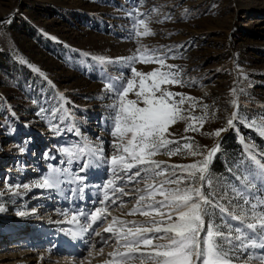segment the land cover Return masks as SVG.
<instances>
[{
  "label": "rangeland",
  "instance_id": "374dc122",
  "mask_svg": "<svg viewBox=\"0 0 264 264\" xmlns=\"http://www.w3.org/2000/svg\"><path fill=\"white\" fill-rule=\"evenodd\" d=\"M138 19H144L154 35L137 37L133 25ZM141 45L166 54V63L178 66L183 84L168 87L197 99L192 115H203L202 105L208 106L198 131L185 132L187 120L169 131L181 143L190 137L188 142L205 153L219 145L209 166L217 192L237 186L246 174L249 145H255L257 158L264 156V0H0V245H8L0 247V256L9 249L5 247H39L47 241L54 253L56 238L45 236L54 223L53 211L89 212L96 206L92 201L101 198L100 187L111 177L109 165L100 159L89 161L92 167L82 192L69 193L80 187L77 183H64L60 189L23 185H33L53 169L64 172L69 181L74 174L85 175L78 170L89 158L72 159L62 147L90 144L101 146L106 156L114 152V100L106 84L117 77L131 78L129 66L120 61ZM134 66L145 73L159 67L139 62ZM233 114L230 127L227 121ZM220 129L226 130L215 137ZM154 158L170 164L202 159L163 153ZM120 200L125 207L113 205L109 210L114 216L143 219L125 215L136 202L135 193ZM33 220L40 225L28 224ZM213 221L226 230L219 217ZM20 226L24 229L15 230ZM59 227L65 228L63 223ZM249 253L256 259L247 264H261L264 252L259 247ZM238 256L237 264H245L244 253ZM0 264L47 263L3 256Z\"/></svg>",
  "mask_w": 264,
  "mask_h": 264
},
{
  "label": "snow or ice",
  "instance_id": "6c2138e0",
  "mask_svg": "<svg viewBox=\"0 0 264 264\" xmlns=\"http://www.w3.org/2000/svg\"><path fill=\"white\" fill-rule=\"evenodd\" d=\"M133 27L137 37L154 35L144 19H138ZM167 59L166 54L141 45L130 57L120 61L129 66L131 78L117 77L106 84L114 100L110 105L113 153L106 156L101 146L90 144L66 148V155L72 159L89 158L78 170L85 175L74 174L69 181L64 172L53 169L33 185L23 187L60 189L64 183H77L80 187L70 188L69 193L82 192L87 187L86 173L92 167L89 161L100 159L109 165L111 177L100 187L101 198L92 201L96 206L89 212L77 210L61 215L67 218V223L79 226V231L70 232L71 235L82 237L84 233H91L100 238L101 247L96 255L104 254L105 245L112 247L104 264H237L241 252L247 264L250 259H256L250 256V249L259 247L264 252V244L260 243L264 240V191H261L264 156L257 158L255 145H249L246 174L238 178L237 186L217 192L209 166L220 150L219 145L205 153L188 142L190 137H183L185 142L181 143L169 131L170 126L181 120L190 121L185 132L198 131L197 125L202 126L207 119L208 106L202 105L203 115H192L197 99L170 90L169 85L179 86L183 82L178 66L166 63ZM138 62L159 67L145 73L134 66ZM130 94L135 99H129ZM233 105L237 106L235 101ZM235 118L233 114L227 121L228 126L234 125ZM225 130H216L213 135L219 137ZM260 131L264 135V129ZM161 153L169 158L182 155L202 159L170 164L154 158ZM118 182L122 184L118 186ZM129 184L134 185L131 192L125 191ZM131 193L136 194V202L125 215H139L143 219L112 215L109 209L113 205L123 209L125 202L120 197ZM213 217H219L226 230ZM89 248L95 249V244ZM93 254L91 250L88 253L89 257ZM259 260L264 264V255Z\"/></svg>",
  "mask_w": 264,
  "mask_h": 264
},
{
  "label": "bare ground",
  "instance_id": "6f19581e",
  "mask_svg": "<svg viewBox=\"0 0 264 264\" xmlns=\"http://www.w3.org/2000/svg\"><path fill=\"white\" fill-rule=\"evenodd\" d=\"M49 210H51V208L45 209L44 211H49ZM53 212H55L54 213L55 215L52 216L50 221H54V223L48 229L49 231L45 236L49 237L53 234L56 240L58 241V242L56 241L57 246L54 247L55 249L54 253L50 252L51 250H53V248H50V243L48 241L40 243L39 247L37 246L28 247L24 243L23 247H18V246L17 247L15 246L5 247L6 249L7 248L9 249L5 250V253L2 254L0 258H2L3 256L11 257V259L31 258V259H34L35 261H40L41 259H43V261L45 260L47 264H101V263H104V261L107 258L106 255L109 252V247L105 245L104 254L96 255L95 254L96 251L101 247L100 238L95 237L91 233H84L82 237L71 235L70 232L79 231V226L67 223L66 222L67 218L61 215L62 212H57V211H53ZM65 212H68V211H65ZM71 212H73V210L69 211L68 213H71ZM81 221L83 222V217L81 218ZM29 223L32 224L31 225L32 227H34L35 225L39 226L41 222H38V220L37 221L33 220V221H29L28 224ZM60 223H63L65 226V228L63 229L59 227L60 229H62V234L59 231V228H57V225ZM17 225H18L17 223L11 224V226H17ZM101 229L102 228H100L99 230L101 231ZM11 231L12 230H10V232ZM90 244H95V249H90L89 248ZM3 246H8V245L6 243H2L0 247L2 248ZM25 247H27L28 249L26 248V251H23V254H22L20 250ZM37 250H40V251H37ZM90 250L93 251L94 253L92 257H89L88 255Z\"/></svg>",
  "mask_w": 264,
  "mask_h": 264
},
{
  "label": "trees",
  "instance_id": "16d2710c",
  "mask_svg": "<svg viewBox=\"0 0 264 264\" xmlns=\"http://www.w3.org/2000/svg\"><path fill=\"white\" fill-rule=\"evenodd\" d=\"M216 163H217V162L214 160V161H213V165H212V167H215Z\"/></svg>",
  "mask_w": 264,
  "mask_h": 264
}]
</instances>
